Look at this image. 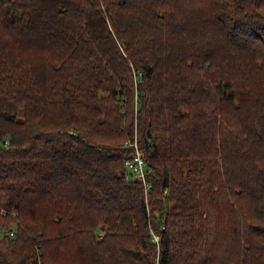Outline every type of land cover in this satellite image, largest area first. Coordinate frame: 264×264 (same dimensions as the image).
Here are the masks:
<instances>
[{"label": "trees", "instance_id": "obj_1", "mask_svg": "<svg viewBox=\"0 0 264 264\" xmlns=\"http://www.w3.org/2000/svg\"><path fill=\"white\" fill-rule=\"evenodd\" d=\"M0 231V264H264V0H0Z\"/></svg>", "mask_w": 264, "mask_h": 264}, {"label": "built area", "instance_id": "obj_2", "mask_svg": "<svg viewBox=\"0 0 264 264\" xmlns=\"http://www.w3.org/2000/svg\"><path fill=\"white\" fill-rule=\"evenodd\" d=\"M135 129L136 130L133 137L129 138L125 142V146L131 149L130 151L131 153L129 156L125 158L124 164L126 166L128 175H130L131 178H135L138 179L139 181H142L146 185V188L148 189L150 186L149 178L152 168L149 165V162L145 155V149L139 140L138 129L137 128ZM155 237L156 239H158L157 235H155Z\"/></svg>", "mask_w": 264, "mask_h": 264}, {"label": "rangeland", "instance_id": "obj_3", "mask_svg": "<svg viewBox=\"0 0 264 264\" xmlns=\"http://www.w3.org/2000/svg\"><path fill=\"white\" fill-rule=\"evenodd\" d=\"M2 235V232L0 231V236Z\"/></svg>", "mask_w": 264, "mask_h": 264}]
</instances>
